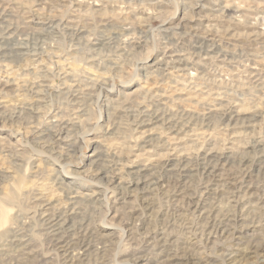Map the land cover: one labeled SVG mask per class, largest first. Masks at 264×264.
Returning <instances> with one entry per match:
<instances>
[{
  "label": "clouds",
  "instance_id": "1",
  "mask_svg": "<svg viewBox=\"0 0 264 264\" xmlns=\"http://www.w3.org/2000/svg\"><path fill=\"white\" fill-rule=\"evenodd\" d=\"M0 264H264V0H0Z\"/></svg>",
  "mask_w": 264,
  "mask_h": 264
},
{
  "label": "bare ground",
  "instance_id": "2",
  "mask_svg": "<svg viewBox=\"0 0 264 264\" xmlns=\"http://www.w3.org/2000/svg\"><path fill=\"white\" fill-rule=\"evenodd\" d=\"M118 179V178H117ZM89 187H93V186H89Z\"/></svg>",
  "mask_w": 264,
  "mask_h": 264
}]
</instances>
